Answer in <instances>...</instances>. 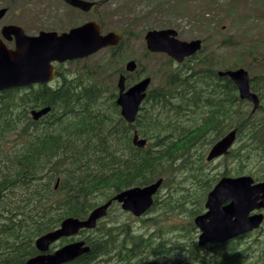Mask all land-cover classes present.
Instances as JSON below:
<instances>
[{"label":"trees","instance_id":"16d2710c","mask_svg":"<svg viewBox=\"0 0 264 264\" xmlns=\"http://www.w3.org/2000/svg\"><path fill=\"white\" fill-rule=\"evenodd\" d=\"M206 14L207 24L215 20ZM242 18V38L258 46L246 51L245 42L234 45L233 37H225L220 47L246 57L254 50L252 63L264 62V37L252 36L264 31V15ZM124 49L125 40L105 52L103 64L74 73L59 68L56 90L38 86L0 94V264H24L38 254L36 240L65 219H86L118 193L160 179L151 216L141 219L144 226L115 203L94 230L81 232L90 253L68 264H264L259 238L256 247H244L242 240L200 247L194 225L221 178L264 180V68L251 79L261 100L253 112L235 84L218 77L214 52L206 46L183 64L166 58L159 66L161 82L129 124L116 103L117 82L112 86L102 78ZM114 72L123 73V67ZM45 107L51 112L34 120L31 112ZM230 130L237 131V139L220 159L226 170L217 174L207 152ZM135 132L147 140L145 148L134 145Z\"/></svg>","mask_w":264,"mask_h":264},{"label":"water","instance_id":"95a60500","mask_svg":"<svg viewBox=\"0 0 264 264\" xmlns=\"http://www.w3.org/2000/svg\"><path fill=\"white\" fill-rule=\"evenodd\" d=\"M69 5L88 12L94 3L83 0H64ZM6 10L0 11V19ZM15 35L16 48L9 49L0 38V92L28 87L38 83H46L54 77V62L64 63L87 58L108 46H117L121 36L116 33L102 34V28L96 22H88L59 35L57 32H41L39 36H28L20 27H6L3 35L11 40ZM147 47L151 52L167 53L182 63L187 57L195 55L202 48V41H181L175 30H153L146 35ZM135 61H130L126 70L134 72ZM221 77H230L237 86L240 98L254 104V111L259 107L260 100L250 88L249 72L240 68L233 71L220 72ZM126 77L122 75L118 82L119 97L117 104L121 114L129 123L137 119L142 102L151 78H145L126 90ZM50 111L45 108L33 111L35 119L43 117ZM236 141V131L230 132L218 141L210 150L207 160L213 161L228 153ZM134 144L140 148L147 145L146 140L134 136ZM160 180L155 184L132 188L119 193L112 200L96 208L87 219L68 218L59 229L49 232L36 241L41 254L31 258L25 264H66L90 251L85 242L66 245L54 253H48L50 246L62 238L76 236L82 229H93L108 214V209L117 201L122 208L140 217L154 204V195L162 185ZM206 208L208 211L195 219L196 226L201 230L199 245L222 244L260 227L264 220L263 214L251 215L255 210L264 209V181L255 183L250 176L238 178L225 177L219 181L208 194Z\"/></svg>","mask_w":264,"mask_h":264},{"label":"rangeland","instance_id":"374dc122","mask_svg":"<svg viewBox=\"0 0 264 264\" xmlns=\"http://www.w3.org/2000/svg\"><path fill=\"white\" fill-rule=\"evenodd\" d=\"M100 2L102 3L100 7L87 14L72 10L67 5H60L57 0H0V9L8 8L9 10L3 25H17L27 33L44 30L60 32L62 28L68 29L78 23L91 20L100 23L104 27L105 33L120 32L124 35L125 49L122 56L115 62L114 69L125 67L130 60H137L140 63V69H144L143 77L140 76L141 79L151 76L154 87L162 80L158 71L165 55L148 52L145 36L150 30L167 28L175 29L178 32V38L182 41L204 39L207 50L214 52V61L219 70L236 69L234 64L240 60V57L242 63L239 67H249L248 71L254 78L262 75L264 62L255 65L252 63L256 55L254 50L250 51L254 54L250 55L249 52L247 54L249 57H246L243 55L245 53H238L232 47L221 48L220 45L225 37H233L234 45L245 42L242 38L245 37V34L239 30V25L243 20L242 16L248 15V13L264 15V0H260V3L259 0H101ZM203 13H207L206 15H210V17L215 16V20L207 24L209 21L202 17ZM236 19H239L238 25H235ZM262 26L264 25L262 24ZM262 28L264 29V27ZM244 29L255 32L252 26H244ZM260 35L264 37V31L253 33L252 36L255 40H259ZM251 45L252 47H250ZM255 45L257 44L246 43L248 47L246 51L253 49ZM107 57L108 54L101 51L81 63H72L66 65L65 68L68 72L74 73L85 65L103 64ZM114 69H107L102 74V78L108 80L112 86H116L119 77ZM136 80L130 79L129 82L132 83ZM219 162L220 159L212 165V170L217 174L223 173L227 167L225 160ZM118 213L116 212V214ZM129 215L133 222L141 226L145 225L141 219L151 216L150 214L136 218L132 214ZM89 235L94 236L93 234ZM257 238L264 242V230L260 234L246 239L243 246L256 247L254 241ZM258 254L257 252L256 255Z\"/></svg>","mask_w":264,"mask_h":264},{"label":"flooded vegetation","instance_id":"af4514ba","mask_svg":"<svg viewBox=\"0 0 264 264\" xmlns=\"http://www.w3.org/2000/svg\"><path fill=\"white\" fill-rule=\"evenodd\" d=\"M88 1V0H87ZM96 2V1H95ZM97 3V2H96ZM99 4H100V2H99ZM98 4H96V6H97ZM3 21L4 20H2L1 22H0V32H1V30H2V28H3ZM33 34V33H32ZM35 34V33H34ZM35 35H37V34H35ZM7 44H9L10 45V47H13V46H15V43L13 42V41H9V42H7ZM77 62H79V61H68V62H65V63H55L54 64V66H55V69L57 70V68L58 67H60V66H62L63 68L66 66V65H70V64H72V63H77ZM57 75V74H56ZM55 75V78L51 81V82H49V83H45V84H39V85H35V86H45L46 87V89H50V90H56V89H58V86H60L59 85V83H58V80H57V76ZM263 214H264V211L262 210L261 211ZM263 228H264V226H262L259 230H256V231H253L252 233H250V234H248V235H246V236H244V237H241V238H239L237 241H240V240H242V241H245L246 239H248V238H250V236L252 237V236H254V235H256V234H260L262 231H263ZM60 242H58L57 244H59Z\"/></svg>","mask_w":264,"mask_h":264},{"label":"bare ground","instance_id":"6f19581e","mask_svg":"<svg viewBox=\"0 0 264 264\" xmlns=\"http://www.w3.org/2000/svg\"><path fill=\"white\" fill-rule=\"evenodd\" d=\"M7 176V175H6ZM11 179V178H10ZM6 183V182H5Z\"/></svg>","mask_w":264,"mask_h":264}]
</instances>
